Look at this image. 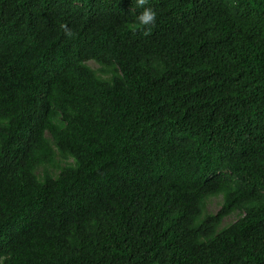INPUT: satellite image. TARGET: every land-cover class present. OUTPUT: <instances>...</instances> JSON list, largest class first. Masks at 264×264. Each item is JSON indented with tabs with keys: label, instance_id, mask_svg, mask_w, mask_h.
<instances>
[{
	"label": "trees",
	"instance_id": "trees-1",
	"mask_svg": "<svg viewBox=\"0 0 264 264\" xmlns=\"http://www.w3.org/2000/svg\"><path fill=\"white\" fill-rule=\"evenodd\" d=\"M144 7L0 3V264H264V0Z\"/></svg>",
	"mask_w": 264,
	"mask_h": 264
},
{
	"label": "clouds",
	"instance_id": "clouds-1",
	"mask_svg": "<svg viewBox=\"0 0 264 264\" xmlns=\"http://www.w3.org/2000/svg\"><path fill=\"white\" fill-rule=\"evenodd\" d=\"M4 1L5 0H3V1L0 0V3L4 2ZM136 2H137V6L138 7L143 8V11L136 18L137 19V22H138V25L139 26L146 27V28H150L151 26H153L156 23V13H155V11H153V9L150 8V7H144V5H146L148 3V0H136ZM11 11H12V15L11 16H15L17 14H20L22 12V9L13 6ZM62 27H65L66 28V26H62ZM65 34L68 35V36H70L71 35V31L70 30H66V33ZM58 63L59 62H58L57 57H56V60L54 62V68H55V70L58 67ZM82 64L86 68H89L93 72H96V74L98 76H100V77L102 76V70L105 69V66L103 64H102V67H101L99 64L94 63L90 59L89 60H85ZM91 64H93L94 66H92ZM84 81L88 82L85 78H84ZM258 91L263 92V90H258ZM61 98H62L61 96L60 97H56V98H50V97H48L45 94L39 100V103L46 106L47 104H50L53 101L59 100ZM46 138H49V137L46 136ZM202 138H203V142L207 143L208 145H207V148L206 149L200 147L199 153L201 155H206V151H207L208 154H209V157H210V159L212 161L213 160L214 161H222L223 160V159L221 160V148L222 147L221 148L219 147V145H218V143H217V141L215 139V136L213 134H210V136H208V137H202ZM216 149H218V150L216 151ZM50 150L52 152V155H53L52 158H53L54 161L61 162V164H65V166H67L68 169L70 167H74L75 166V159L73 157L65 158L64 152L62 153L55 145L51 144L50 145ZM162 151H163L162 153L161 152L159 153L160 154V157H161V161H164L166 159L168 161V164L170 165V163L172 161V158H170V159L168 158L169 156L167 154V149L165 150V149L162 148ZM174 151H175V149H174ZM174 151H173V154H174ZM193 151L194 150L191 148V151L188 154L182 155L181 157H175V158L176 159H180V160H186V161H188L189 158H190V155L192 154ZM39 159L45 162V155L43 157L39 158ZM233 169H234V166L233 167H230V169H228L227 172H219L218 174H223V173L224 174H228L229 177L233 181H237V182L243 183V181L245 179V175L243 173L238 172V171H235ZM40 173L41 172H38L37 175H39ZM178 175L182 177L181 173H178ZM218 198H221V203L220 204H222L223 197H222V195H219V196L214 197L210 201L208 200V205H209V203L212 200L218 199ZM208 212H209V210H208ZM230 216H232V218H235V220L233 222H231V223L237 222V215L236 214H232ZM226 219H225V221H226ZM225 225H227V224H225Z\"/></svg>",
	"mask_w": 264,
	"mask_h": 264
},
{
	"label": "rangeland",
	"instance_id": "rangeland-1",
	"mask_svg": "<svg viewBox=\"0 0 264 264\" xmlns=\"http://www.w3.org/2000/svg\"><path fill=\"white\" fill-rule=\"evenodd\" d=\"M92 66H94L93 64H91ZM220 203H221V198H218V199H214L212 200L209 205H208V210L210 213L212 214H216L219 212L220 210ZM235 220V218H232V216H229L226 221L224 222V224H228V223H231Z\"/></svg>",
	"mask_w": 264,
	"mask_h": 264
}]
</instances>
